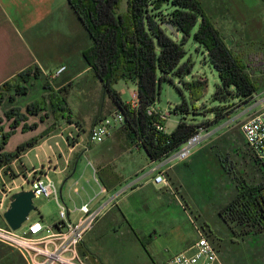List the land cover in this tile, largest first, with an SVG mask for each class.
I'll return each instance as SVG.
<instances>
[{
    "label": "rangeland",
    "instance_id": "374dc122",
    "mask_svg": "<svg viewBox=\"0 0 264 264\" xmlns=\"http://www.w3.org/2000/svg\"><path fill=\"white\" fill-rule=\"evenodd\" d=\"M202 1L225 36L226 44L242 59L251 78L254 81L263 82L264 4L261 3V6L256 7L251 13H245L236 0ZM63 23L67 24L69 32L62 33V35L58 33L57 49L53 46V39H50L52 45L45 53V58L48 59L46 63L49 65L48 69L45 63L42 64L43 68L39 67L40 78H31L26 85L29 93L28 99L31 100L28 104L39 101L40 104L37 105L40 109L41 98H43L46 106L36 116L26 114V121L21 122L13 132H21L22 125L29 127L42 123L43 132L38 131V135L51 129L56 133L67 128L66 126L71 121L73 124L70 125H79L82 128L79 134L86 144L87 134L93 123L109 115L113 108L107 94L102 89L101 82L94 77L91 70L78 74L83 66L78 51L76 49L70 53L63 51L67 49V46L61 43L65 41L66 36L72 33L70 31L71 20L68 18L67 22L63 20L60 24L63 25ZM72 28L76 29L75 26ZM74 29H72V34L75 35L77 32ZM185 49L189 55L191 54L195 63L193 73L199 71L200 77L197 78L207 80L205 96L195 104V108L189 109V112L185 114L186 122L204 128L208 122L213 120L216 113L229 112L225 119L217 124L224 128L216 129L215 135L219 137L214 140L211 148L213 151H208L205 162L197 166L203 157L204 152H201L193 158L187 168L188 170L195 168L196 173L191 176V179L196 181L201 178L203 189L172 190L173 198L180 206L172 200L173 203L168 208L160 211H158L159 204L166 201H156L147 189L137 192L131 201L149 198L147 215L144 218L142 216L140 221H137V214H130V212L127 214H123L120 210L116 213L115 211L105 212V218L96 231L88 233L83 241L82 250L88 255L92 264H164L179 252L181 243L187 240L185 234L188 236V233L185 232L191 229L193 223L199 227L204 226L202 230L205 236L213 244L224 264H264V233L257 236L252 234L245 236L244 230L235 226L229 227L219 216L221 208L238 193L241 185L252 186L261 180V166L253 162L252 154L239 130L240 121L244 118L241 113L246 111L247 105L240 106L237 100L233 102L228 100L224 104L213 102L215 87L219 83L217 73L203 63L201 56L194 49L192 40L189 39ZM61 67L65 68L58 73ZM120 83L128 93L132 91V82L128 81L125 84L122 81ZM121 84L114 85V89L120 90ZM47 85L51 91L45 89ZM64 86L68 90L65 95L67 106L64 117L66 118L53 114L48 98L51 92L60 91ZM0 94H4L2 102L5 104L10 96L16 97L14 90L0 89ZM183 97L188 100L178 80L171 78V81L161 84L160 95L155 105L164 112H173ZM122 98L123 100L128 99V94ZM24 100L25 98L21 101ZM25 108L26 106L18 110V113L24 114ZM7 110L0 112V144L2 135L11 132L12 120L5 118ZM47 119H49L48 122ZM179 121V114L172 113L165 122V133L170 134ZM44 122H47L46 125L43 124ZM71 129H65V134ZM28 131L30 130L26 132ZM112 132H116V129ZM117 133L127 135L124 130H117ZM30 137L33 136L29 135V140L32 139ZM16 140L19 138L14 137L11 143ZM22 162L27 169L33 166L39 169L47 163H41L33 152L29 155V159H23ZM262 164L264 165V161ZM48 176L54 183H57L59 178L54 176L53 172H50ZM188 178H190L189 175ZM22 180V177H17L13 183L21 184ZM30 188V184L23 185V190ZM33 206L35 209L29 213L28 221L39 220L48 224L56 220L58 207L53 198H35ZM200 207H202L201 220L197 216L199 215L197 210ZM3 223L5 224L0 212V225ZM191 234L195 240L196 234ZM10 260L14 264H19L15 251L0 244V264H8Z\"/></svg>",
    "mask_w": 264,
    "mask_h": 264
},
{
    "label": "trees",
    "instance_id": "16d2710c",
    "mask_svg": "<svg viewBox=\"0 0 264 264\" xmlns=\"http://www.w3.org/2000/svg\"><path fill=\"white\" fill-rule=\"evenodd\" d=\"M261 2L264 4V0ZM67 4L71 32L75 26L77 34L71 33L61 44L67 46L69 53L75 49L78 51L82 68L92 71L101 82L113 110L122 113L124 123L119 130L126 131L130 138L138 141L152 161L179 148L201 127L184 119L189 109L195 108L205 96L207 89L206 79L191 76L195 63L185 49L189 39L205 54L203 63L217 73L219 83L215 87L213 102L224 104L228 100H237L242 106L264 85V81L251 78L242 59L226 44L225 36L202 0H67ZM40 75L39 67H29L1 84L0 89L14 90V96L25 95L27 83L31 78L39 79ZM171 78L178 80L188 100L183 97L174 111H170V114H179L180 121L167 134L155 130L153 119L146 111L157 102L161 84ZM122 80L136 84L135 108L125 103L113 87ZM45 89L51 91L48 85ZM67 93L64 86L49 94V104L56 116L64 117ZM3 99L4 94H0V104ZM41 99L40 109L37 105L40 102L36 101L27 105L24 114H19L16 108L5 112V118L12 120L11 132L2 135L0 150L12 132L26 121V114L36 116L46 106L45 100ZM14 101L15 98L10 96L9 102ZM228 114L216 113L204 128L217 125ZM70 124L73 123L70 121ZM75 126L82 130L79 125ZM35 128L36 124L21 126L22 132ZM36 144L37 140L31 139L17 146L13 153H1L0 166ZM251 156L253 162L261 166L260 182L252 186L241 185L238 193L219 212L226 225L241 228L245 236L264 233V165L253 154ZM15 253L18 263L25 264ZM8 264L14 263L10 260Z\"/></svg>",
    "mask_w": 264,
    "mask_h": 264
},
{
    "label": "crops",
    "instance_id": "0c3cea01",
    "mask_svg": "<svg viewBox=\"0 0 264 264\" xmlns=\"http://www.w3.org/2000/svg\"><path fill=\"white\" fill-rule=\"evenodd\" d=\"M236 1L245 13H251L262 3L261 0ZM68 18L70 19V12L67 0H0V85L29 67L41 68L45 63L48 69L49 65L46 64L48 59L45 58V53L52 45L50 39H53V46L57 49L58 33L62 35V33L69 32L67 24L60 23L63 20L67 22ZM192 43L194 49L198 50L197 53L204 58L205 54L202 50L193 40ZM63 51L68 52V49ZM89 71L87 68H82L78 74ZM191 76L200 77L199 71L195 74L192 71ZM122 81H118L115 86L121 84ZM123 82L126 84L128 81ZM132 83V91L129 93L122 84L120 90H117L122 100V96L128 94V99L123 100L127 104L133 103L136 98V84ZM28 96L27 92L25 95L16 96L13 103L9 102V99L6 104L2 102L0 112L11 108L22 110L31 101ZM23 98L25 100L21 101ZM47 122L43 124L46 125ZM66 127L71 128L72 125L68 124ZM67 128L56 133L51 129L38 135L37 132L43 130L42 123H38L35 129L28 132H13L0 151L4 154L13 153L17 146L28 142L29 135H32L33 137L30 138L36 139L37 144L26 151L22 160L29 159V155L33 152L41 163H52L53 175L59 178L55 183L59 201L67 209L68 218L72 221L79 218V208L83 204H88L91 209L106 205L104 214L107 211L116 213L119 210L123 214L127 212L137 214V221H140L142 216L144 218L147 215L149 198L131 201L137 192L147 189L156 201H166L159 204L158 211H160L173 203L172 190L203 189L201 178L196 181L191 179V176L196 173L195 168L193 167V170L187 168L197 154L204 152L202 160L197 164L201 166L205 162L208 151L213 147L214 140L219 137L214 134L215 136L202 141L185 161L164 164L163 158L152 161L138 141L123 133H117L119 128L102 143L87 145L79 133L74 140L69 141L65 134ZM69 132L74 133L72 129ZM37 135L38 137L35 138ZM14 137L19 140L11 143ZM155 167L164 172L167 186L153 182V174L150 170ZM198 194H200L199 191ZM201 208L197 210L200 220L202 219ZM104 214L89 233L96 231L105 218ZM56 221L57 218L48 225ZM203 227L201 225V229ZM185 233H188V236L185 234L187 240L181 243L179 252L194 241L191 234L195 233L193 226Z\"/></svg>",
    "mask_w": 264,
    "mask_h": 264
},
{
    "label": "built area",
    "instance_id": "2783aa9c",
    "mask_svg": "<svg viewBox=\"0 0 264 264\" xmlns=\"http://www.w3.org/2000/svg\"><path fill=\"white\" fill-rule=\"evenodd\" d=\"M64 68L61 67L57 72H61ZM245 105L247 109L241 113L244 118L240 121L239 130L250 152L262 163L264 161V85ZM130 106L136 107V99ZM146 114L153 119L152 125L156 131H165L164 125L171 115L170 111L164 112L154 104L147 109ZM123 123L122 113L113 110L92 125L87 134L86 145L102 143L113 130L122 127ZM71 128L74 133L66 134L69 141L74 140L79 133L76 126L72 125ZM220 128H222L220 125L198 128L179 148L163 157L164 164L187 160L198 144L212 137L216 129ZM26 153L0 166V212L5 211L13 193L23 190L24 184H30L31 188L28 190L32 191L34 199L44 197L55 200L58 207L57 221L48 225L39 220L28 221L27 218L17 230L10 229L6 224L0 225V244L16 251L25 264H92L88 255L82 250V245L85 236L103 216L106 205L91 209L88 204H83L79 208V218L76 221L69 220L67 209L59 201L55 183L48 176L50 172H54L52 165L47 162L39 169L34 166L27 169L22 162ZM150 172L153 174L152 180L155 184L168 185L162 170L155 167ZM17 177H22L21 184L13 183ZM193 229L196 234L195 240L164 264H224L201 227L193 223Z\"/></svg>",
    "mask_w": 264,
    "mask_h": 264
},
{
    "label": "water",
    "instance_id": "95a60500",
    "mask_svg": "<svg viewBox=\"0 0 264 264\" xmlns=\"http://www.w3.org/2000/svg\"><path fill=\"white\" fill-rule=\"evenodd\" d=\"M169 29L173 28L169 25ZM34 194L30 190H21L11 195L5 211L2 213L5 224L12 230H17L26 222L33 206Z\"/></svg>",
    "mask_w": 264,
    "mask_h": 264
}]
</instances>
